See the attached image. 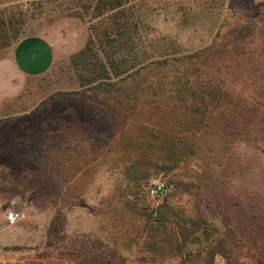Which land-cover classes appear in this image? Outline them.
<instances>
[{"label":"rangeland","instance_id":"rangeland-1","mask_svg":"<svg viewBox=\"0 0 264 264\" xmlns=\"http://www.w3.org/2000/svg\"><path fill=\"white\" fill-rule=\"evenodd\" d=\"M98 1L0 0V60L35 36L58 53L0 101V262L208 264L218 247L213 264H264V0H124L164 63L105 91L72 64ZM162 211L207 225L181 253Z\"/></svg>","mask_w":264,"mask_h":264},{"label":"trees","instance_id":"trees-1","mask_svg":"<svg viewBox=\"0 0 264 264\" xmlns=\"http://www.w3.org/2000/svg\"><path fill=\"white\" fill-rule=\"evenodd\" d=\"M99 4L102 5L99 6ZM127 5L128 2L124 0H99L98 5L96 4L94 16L96 22L91 28L92 36L85 48L72 58V64L82 87L94 86L95 89L103 88L101 91L108 88L113 90L118 81L126 79L121 78L124 75L128 74L126 77L131 78L134 73L147 69L152 64L158 66L164 63L163 60H159L157 63L148 64L150 58L145 57L147 54L138 51L139 45L136 38L142 36L145 31L136 16L137 8ZM3 24L1 21L0 47L7 46L10 39L5 33L6 26ZM169 213V211H162L155 220L162 226L166 223L176 225L182 223L179 224V227L183 234L187 235V239H184V244L176 245V250L182 253L183 248L187 246L188 238L190 239L191 236L198 238L195 234L203 227V224H207L205 220H202V223H196L193 220H186L179 214V216H171ZM190 222L192 223L191 229ZM217 248L215 251L208 252L211 253L208 264H213L217 255H226L223 250Z\"/></svg>","mask_w":264,"mask_h":264},{"label":"crops","instance_id":"crops-1","mask_svg":"<svg viewBox=\"0 0 264 264\" xmlns=\"http://www.w3.org/2000/svg\"><path fill=\"white\" fill-rule=\"evenodd\" d=\"M57 54L54 44L41 36L18 44L10 55L0 60V101L19 97L27 79L42 76L52 69Z\"/></svg>","mask_w":264,"mask_h":264},{"label":"built area","instance_id":"built-area-1","mask_svg":"<svg viewBox=\"0 0 264 264\" xmlns=\"http://www.w3.org/2000/svg\"><path fill=\"white\" fill-rule=\"evenodd\" d=\"M166 193V186L164 184H157L153 190V196H164ZM25 214L18 213V212H11L8 216V221L11 225H15L16 223L20 222L21 220L25 219Z\"/></svg>","mask_w":264,"mask_h":264}]
</instances>
